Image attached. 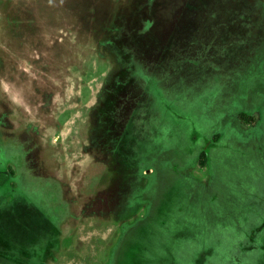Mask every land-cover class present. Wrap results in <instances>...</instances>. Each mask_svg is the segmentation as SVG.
<instances>
[{
	"label": "rangeland",
	"instance_id": "rangeland-1",
	"mask_svg": "<svg viewBox=\"0 0 264 264\" xmlns=\"http://www.w3.org/2000/svg\"><path fill=\"white\" fill-rule=\"evenodd\" d=\"M147 104L173 114L133 125ZM248 104L260 129L229 116ZM211 125L213 179L180 172L211 191L184 199L179 158ZM4 170L0 264H257L242 247L264 241L245 246L264 222V0H0Z\"/></svg>",
	"mask_w": 264,
	"mask_h": 264
},
{
	"label": "trees",
	"instance_id": "trees-1",
	"mask_svg": "<svg viewBox=\"0 0 264 264\" xmlns=\"http://www.w3.org/2000/svg\"><path fill=\"white\" fill-rule=\"evenodd\" d=\"M151 106L152 104H150V107ZM255 107H257V104H254V105L248 104L246 106H240L239 108L234 107L233 109H230L229 116L234 117L238 122L242 124L252 125L255 130L260 129L261 123H262L261 122L262 116L260 115V119L257 122H255L254 119L250 116V114L247 113V111H244L246 109L252 110V108H255ZM160 110H161L160 113H153V114L159 117L162 120V123H163V119L168 118L167 113L168 115L173 114L170 112V110H167V112H165V108L163 109V107H161ZM226 122L229 125H231V129H233L236 132V134L241 136L240 138L242 139L243 142H249L253 139L258 138L257 136L254 135L255 132L252 133L251 135H245L244 133H241L235 125L230 124L228 120H226ZM140 123H142L141 120L140 122L137 121V124L140 125ZM147 125H148V122H147ZM194 134L192 133L191 139H190L193 141V147H191V149H189L185 153V156H184L185 158L183 159L179 158V166L177 167V169L179 170V174L177 173V178H179V181L181 180L183 182H186L187 184L186 187L185 185H182V187L186 191V196L184 197V199L188 198L189 200L193 199L194 194H200V193L208 194V192L211 191V188H212V183H211L212 180L207 185H201V184L194 182L187 174H182L180 172L182 170L183 171L186 170L188 167L192 166V164L197 162L201 167L207 166L210 169V172L211 173L213 172L212 174V179H213L214 174H215L214 164H213V152L215 151L216 148L219 147V143L223 140V137H224L223 132L219 130L218 128H215V126L212 127V125H211V128H208L204 134L198 133V132H194ZM145 168L148 169L147 166H145ZM8 180H9V175L0 171V188L4 187L7 184ZM259 208L261 209V211L264 209L263 205L260 204V202H259ZM148 218H149V214H147L146 218L141 223L139 222L136 225L134 232H136L137 228L141 227L144 223H147ZM253 231H257V233L264 231V222L259 223V225H257L255 228L249 229L248 237L246 238V241H247L246 245H249V243L252 241V238L254 236H251V233ZM135 234H137V232ZM134 239L138 241V240H142L143 238L141 235H138V236L135 235ZM147 240L148 238H145V242ZM247 248H252V247H247ZM238 249H241V248H238Z\"/></svg>",
	"mask_w": 264,
	"mask_h": 264
},
{
	"label": "flooded vegetation",
	"instance_id": "flooded-vegetation-1",
	"mask_svg": "<svg viewBox=\"0 0 264 264\" xmlns=\"http://www.w3.org/2000/svg\"><path fill=\"white\" fill-rule=\"evenodd\" d=\"M134 109L130 110L131 113V123L133 125H136L137 124V121L140 122V119L142 117V115L144 116H147L148 120L150 119L151 115L154 116V114H151V107L150 105H145L144 108L141 110V109H135V107H133ZM130 124V122L128 123V125ZM133 131V130H132ZM135 137L134 136H124L123 139H134ZM134 143H135V140H134ZM133 152V151H132ZM133 155L137 157V160L143 158L145 155L141 154L140 152H136L134 151L133 152ZM136 157L134 159V161H136ZM135 165L137 168V170H139L140 174L143 175L144 173H147V172H150L151 171V168L148 167V169H146L145 167L141 168L139 165L137 166V161L135 162ZM179 171V170H178ZM1 172H4L6 174H8L9 176L12 175V173L10 171H1ZM179 174V172H178ZM146 191V189H145ZM143 193V192H141ZM145 193V192H144ZM133 199V198H132ZM130 199L129 202L132 200ZM134 200V199H133ZM147 198L146 196L141 197L140 198V201H142V203L144 204H147L148 206V203H147ZM147 206H146V209H147ZM147 216V211H145V214H144V217L140 218L139 220L135 221L134 223H132L131 225H127L126 227H124L123 231L121 232V235L119 236L117 242H116V245L118 244V247L120 245L121 242H129L130 239H133L135 237V227L136 225L140 222H142ZM259 234V239L260 240H263L264 237L262 236V234L259 232L257 233ZM149 240V238H148ZM134 241L136 242V240L134 239ZM247 244V241L245 243V245ZM116 247V246H115ZM114 247V248H115ZM251 247V246H249ZM120 249V248H119ZM114 251V250H113ZM248 252L249 254H253L256 259H257V264H264V241H260L258 244H257V247L256 248H247V247H242V255L243 257H245V253ZM113 256H114V252H112V260H113ZM110 264H113V262H111Z\"/></svg>",
	"mask_w": 264,
	"mask_h": 264
}]
</instances>
